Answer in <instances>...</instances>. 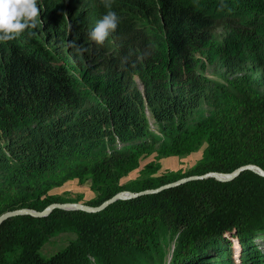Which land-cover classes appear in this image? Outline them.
I'll return each mask as SVG.
<instances>
[{
  "label": "trees",
  "instance_id": "trees-1",
  "mask_svg": "<svg viewBox=\"0 0 264 264\" xmlns=\"http://www.w3.org/2000/svg\"><path fill=\"white\" fill-rule=\"evenodd\" d=\"M39 6L41 23L31 38L25 33L0 42V216L69 203L47 194L51 185L71 179L90 180L96 197L85 204L99 206L125 190L156 189L250 164L264 169V93L255 88L264 86V73L241 74L246 65L254 72L264 68V0H114L121 22L103 45L88 37L107 12L100 0H39ZM232 10L236 14L229 16ZM72 39L89 51L77 55ZM206 61L233 75V92L214 91L215 110L191 125L189 116L209 92L197 72ZM145 106L162 126V137L151 136ZM206 138L194 169L156 176L160 165L149 163V178L120 184L155 151L161 158L186 157ZM116 140L125 147L110 152L108 142ZM107 209L6 221L0 264H90L85 251L96 255L102 248L117 253L102 250L104 262L118 264L120 258L161 254L160 243L170 247L171 236L177 241L171 264H234L237 243L241 264L260 262L253 240L264 232V178L253 172L227 183L190 182ZM163 228L171 231L167 240L166 233L160 238ZM64 232L76 233L77 240L42 258L40 248ZM7 253H14L13 263L5 261Z\"/></svg>",
  "mask_w": 264,
  "mask_h": 264
},
{
  "label": "rangeland",
  "instance_id": "rangeland-1",
  "mask_svg": "<svg viewBox=\"0 0 264 264\" xmlns=\"http://www.w3.org/2000/svg\"><path fill=\"white\" fill-rule=\"evenodd\" d=\"M205 1V0H204ZM230 11V10H229ZM228 13V12H227ZM235 10H232L231 15H235ZM219 19V18H218ZM225 35V32L223 29H220L216 32V37L221 40ZM200 57V56H198ZM198 74L200 76H203L207 80V85L209 87V92L206 93L205 98L202 100L200 107L197 108L188 118L189 124H195L198 123L201 119H204L208 117L212 111L215 110L214 102L212 101V93L217 90H229L233 92L231 85L229 84L230 80L232 79L233 75L224 68L221 64H215L211 65L206 61L204 66H200L198 68ZM250 74L253 78H259V76L264 73V68H262L259 72H254L253 68L251 66L246 65L242 70L241 74ZM138 87L142 90V86L139 80H137ZM261 93H264V86L257 87L255 86ZM215 93V92H214ZM143 114L145 116L149 132L151 133L152 137H162L161 133V125L156 121V119L153 116V113L151 109L148 106H145L143 110ZM164 140V138H162ZM160 141V140H159ZM108 147L110 152L112 150L115 151H123L125 144L121 143L119 140H116L115 142H108ZM160 148V143L157 144L156 149L158 150ZM207 148V138L204 139L200 145V148L193 152L190 155H187L186 157H164L161 158L155 151L152 156L143 159L140 163V167L129 173L127 176L121 179L120 184L122 186H125L127 184H132L133 182H139L142 183L143 179L149 178L148 175L145 174V167L149 163L150 165L156 167L157 165H160V170L158 171V174L156 176H161L163 174H166L168 172H177L178 170H183V172L190 171L191 169H194L202 160L204 157V153ZM172 158H175L177 160H173ZM174 162V164H171L170 162ZM178 161V162H177ZM10 162L12 160L10 159ZM154 162V163H152ZM181 168H177L180 167ZM153 178V177H152ZM4 174L0 170V185L4 183ZM84 181V180H83ZM126 191V190H125ZM53 195V196H59L62 201L65 202H76L80 200L79 203H84L91 201L94 197H96V193L92 192L91 190V181L85 179L84 182L79 181V179H71L65 184L61 186L57 185H51L50 191L47 194ZM45 199V197H42ZM110 208V206H109ZM24 209V208H23ZM108 210V209H107ZM103 212V211H102ZM122 213V212H121ZM20 217V216H19ZM16 218V217H15ZM34 218V217H33ZM13 219V218H12ZM38 219V218H36ZM164 225L165 223H161ZM163 227V226H162ZM160 238L162 239L163 234L164 240L169 239V234L171 233L170 230L163 228L161 229ZM168 233V234H167ZM168 235V236H167ZM77 240V234L74 232H64L60 234H54L49 238V240L45 243V245L40 248L39 254L42 258L45 260L51 259L64 249H66L73 241ZM254 245L258 251L257 254V260L260 262L257 264H264V232H258L257 236L253 240ZM170 247L168 246L167 242H161L160 245H162L161 254L153 253L151 257H148L147 259H143L139 256L134 257H126L125 259L120 258L118 260V264H171L173 259V252L177 245L176 238H172L171 236V242ZM237 245V247H236ZM235 245V255L233 257V263L234 264H241V254L242 249L240 246H238V243ZM169 247V249H168ZM102 250L111 257H115L117 254L113 250ZM100 250L96 255H92L90 252L85 251L84 257L87 262L90 264H107L104 262L106 260L104 252ZM18 255V252L16 253ZM15 259L14 253H7L5 255V261L7 263H13ZM108 263L113 264L111 258H108ZM216 264V262H213Z\"/></svg>",
  "mask_w": 264,
  "mask_h": 264
},
{
  "label": "clouds",
  "instance_id": "clouds-1",
  "mask_svg": "<svg viewBox=\"0 0 264 264\" xmlns=\"http://www.w3.org/2000/svg\"><path fill=\"white\" fill-rule=\"evenodd\" d=\"M107 9L106 14L89 30L88 37L97 45H103L114 33L120 22V16L112 10L114 0H100ZM41 23L39 0H0V42H11L27 33L31 38ZM69 46L77 55L83 56L89 51L78 39L69 41Z\"/></svg>",
  "mask_w": 264,
  "mask_h": 264
},
{
  "label": "water",
  "instance_id": "water-1",
  "mask_svg": "<svg viewBox=\"0 0 264 264\" xmlns=\"http://www.w3.org/2000/svg\"><path fill=\"white\" fill-rule=\"evenodd\" d=\"M245 172H253L261 177L264 178V169L258 165L250 164L242 166L230 173L224 172H208L203 175H193L189 177L182 178L175 182L163 185L156 189H147L140 192H132V191H121L111 197L110 199L106 200L99 206H90L84 203H53L43 209L42 211H38L35 209L24 208V209H17L13 211H8L0 216V226L5 223L6 221L19 217V216H31L34 218H46L50 216L55 210H62V211H81L89 214H97L104 210H106L109 206L119 202V201H131L143 196H150L154 194H158L165 190H169L172 188H176L190 182L195 181H204L207 179H215L218 182L227 183L236 180Z\"/></svg>",
  "mask_w": 264,
  "mask_h": 264
},
{
  "label": "crops",
  "instance_id": "crops-1",
  "mask_svg": "<svg viewBox=\"0 0 264 264\" xmlns=\"http://www.w3.org/2000/svg\"><path fill=\"white\" fill-rule=\"evenodd\" d=\"M172 159H173V160H177V159H175V158H172ZM177 162H178V161H177ZM170 163H171V164H174V162H172V161H171ZM178 164H179V163H178ZM179 166H180V164H179ZM177 168L179 169V168H181V166H180V167H177Z\"/></svg>",
  "mask_w": 264,
  "mask_h": 264
}]
</instances>
